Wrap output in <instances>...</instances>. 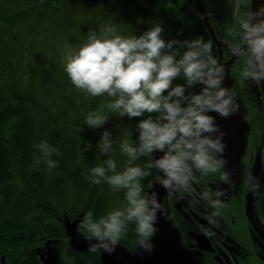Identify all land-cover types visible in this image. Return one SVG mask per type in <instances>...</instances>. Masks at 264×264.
<instances>
[{
  "label": "trees",
  "instance_id": "1",
  "mask_svg": "<svg viewBox=\"0 0 264 264\" xmlns=\"http://www.w3.org/2000/svg\"><path fill=\"white\" fill-rule=\"evenodd\" d=\"M213 1L224 5L222 0ZM187 2L0 0V258L6 257L10 264H41L35 248L50 239L67 238L60 216L74 220L88 210L102 215L123 201L122 191L85 178L99 162L95 145L103 129L85 127L83 118L108 98L88 96L72 84L64 71L63 46L79 47L89 28L113 27L117 34L139 35L161 22L165 39L203 36L219 59L199 12ZM203 3L207 9L212 0ZM110 115L103 127L116 140L111 156L121 170L127 157L119 152V141L136 138L140 117ZM41 141L59 149L52 157L57 161L54 168L49 169L43 159L35 163L34 146ZM154 158L155 153L136 163ZM157 174L152 169L142 179L145 192ZM79 228L83 232L81 223ZM131 229L121 242L133 249L138 243ZM64 251L70 264H99L97 252L74 251L68 245Z\"/></svg>",
  "mask_w": 264,
  "mask_h": 264
},
{
  "label": "clouds",
  "instance_id": "2",
  "mask_svg": "<svg viewBox=\"0 0 264 264\" xmlns=\"http://www.w3.org/2000/svg\"><path fill=\"white\" fill-rule=\"evenodd\" d=\"M163 33L161 22L139 35L117 34L113 27L89 28L80 47L65 57L64 71L77 89L91 97L108 98L83 118L85 127L103 129L95 145L99 162L87 170L85 178L123 192V201L117 206L102 215L88 210L81 220L88 250L93 253H112L130 226L140 248L152 250L158 213L164 214L158 193L145 192L142 185L152 169L159 172L156 182L167 193L180 196L190 191L197 173H216L226 164L225 133L211 114L227 118L239 110L235 90L223 83L226 69L203 36L165 39ZM237 38L230 51L243 58L242 76L264 81V0L241 16ZM178 78L183 83H176ZM194 84L200 85L199 91H190ZM111 113L120 118L140 117L136 138L119 141V152L127 157L121 170L111 156L116 140L103 127ZM34 147L37 165L43 159L49 169L56 166L52 157L59 154L58 148L47 141ZM157 152L159 156L143 165L136 163ZM221 178L228 179L227 173ZM259 187V179L250 178V191L258 193Z\"/></svg>",
  "mask_w": 264,
  "mask_h": 264
},
{
  "label": "flooded vegetation",
  "instance_id": "3",
  "mask_svg": "<svg viewBox=\"0 0 264 264\" xmlns=\"http://www.w3.org/2000/svg\"><path fill=\"white\" fill-rule=\"evenodd\" d=\"M222 2L219 6L212 0L206 10L212 15L218 37L231 47L238 43L239 20L251 12L252 0ZM194 4L189 6L194 8ZM224 51L228 60L231 55ZM242 59L236 61L234 71L247 87L242 93L249 113L244 152L216 173H197L190 191L180 196L167 193L163 199L165 215L177 228L181 247L195 264H264V98L255 102L249 81L240 72ZM223 173L228 179L221 178ZM158 176L159 172L155 178ZM252 177L260 181L258 193L250 191Z\"/></svg>",
  "mask_w": 264,
  "mask_h": 264
},
{
  "label": "water",
  "instance_id": "4",
  "mask_svg": "<svg viewBox=\"0 0 264 264\" xmlns=\"http://www.w3.org/2000/svg\"><path fill=\"white\" fill-rule=\"evenodd\" d=\"M193 2L196 6L195 9L200 14V19L205 23L212 40L218 47L220 57L217 61L226 69L223 83L234 89L237 94L236 98L239 110L234 115L224 118L213 113V115L216 116L217 124L225 133L223 137L225 141L223 157L226 162L230 164L233 159H235L236 162L244 152L249 131V123L246 117L247 110L244 101L242 103L238 97L242 95V92L239 82L237 83V73L234 71L236 61L240 57H234L231 54L229 43L218 38L217 32L211 24L209 14L202 0H189L187 5H191ZM261 2L262 0H252L251 11L259 7ZM223 49H226L231 55L228 60L223 59ZM259 83L260 86L254 92L258 91V93L264 98V81H260ZM249 85L250 89H252L250 81ZM199 88V84H194L191 86L190 91H199ZM159 155V152L155 153V157ZM156 179L157 178L152 182V187L148 192L156 191L158 193V198L163 204V199L167 192L156 182ZM83 215L84 212L74 220H71L67 215H62L60 216V220L64 223L66 234L69 237L68 246L74 251L90 252L88 250V240L79 228ZM156 223L157 230L151 238L153 247L150 252L144 251L139 245H137L135 251L132 252L130 248L120 242L110 254L103 251L97 252L99 255V264H195L181 247L180 234L173 223L167 219L165 211L163 215H159L158 213ZM37 248H35V252L39 256L41 264H68L63 259L64 252L60 255L52 248H49L48 250ZM0 261V264H10L6 262V257L4 256L1 257Z\"/></svg>",
  "mask_w": 264,
  "mask_h": 264
},
{
  "label": "rangeland",
  "instance_id": "5",
  "mask_svg": "<svg viewBox=\"0 0 264 264\" xmlns=\"http://www.w3.org/2000/svg\"><path fill=\"white\" fill-rule=\"evenodd\" d=\"M79 47L71 46V45H64L63 46V48H62V59H63L64 63H65L66 55L74 52ZM248 81H250V83L252 84V89H251L252 96L254 97L255 102L259 103V101L262 100V95L259 94L258 91H256V92H254V91L260 86V83L259 82H254V81H251V80H248ZM238 82H239V84H241V88H240L241 92L242 93H243V91L247 92V87L245 85V82H244L243 78L237 76V83ZM238 97L240 98L242 103H243V101L245 102L244 95H240ZM246 110H247L246 117L248 118L249 117L248 109L246 108ZM212 115H213V113H212ZM48 241H45L44 243L39 244L38 248L37 247L36 248L37 249L40 248V249H43V250H48L49 248H52V249L56 250L61 255L62 252L64 250H66V247H67L68 242H69V237L63 238V239H50ZM63 259H64V261L66 263L69 264V259L65 255H63Z\"/></svg>",
  "mask_w": 264,
  "mask_h": 264
}]
</instances>
